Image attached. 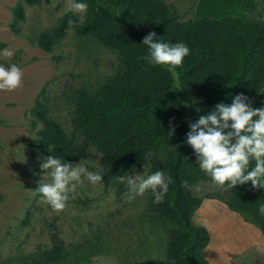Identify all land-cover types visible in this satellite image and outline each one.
I'll use <instances>...</instances> for the list:
<instances>
[{"label": "trees", "instance_id": "obj_1", "mask_svg": "<svg viewBox=\"0 0 264 264\" xmlns=\"http://www.w3.org/2000/svg\"><path fill=\"white\" fill-rule=\"evenodd\" d=\"M198 0H196L197 2ZM33 6L41 0H25ZM87 3L84 22L76 33L90 38L117 57V69L95 93L81 92L74 112L75 129L68 133L50 116L44 99L33 111L42 129L37 146L48 155L49 145L65 162L81 163L95 146L104 157L106 170L100 175L106 190L116 196L128 192L119 176L149 170L164 171L170 177L163 203L149 205L166 226L170 243L167 257L172 264H209L205 250L209 231L195 225L193 217L204 199L224 203L231 211L258 228L264 236V189H252L251 182L233 190L221 191L199 170L194 150L186 143L189 124L214 110L218 103L230 105L236 95L254 103L264 88V7L257 0H243L241 7L248 19L226 16L221 19L184 21L176 8L165 0H78ZM117 12L120 13L117 16ZM17 22L25 21L23 5L13 11ZM63 21L54 33L43 34L38 45L47 53L66 35ZM150 32L155 40L169 44L184 43L190 53L177 68L179 86L165 66L148 64L143 57L148 48L142 44ZM187 105V106H186ZM174 127V133H168ZM144 170V171H143ZM200 185L201 191H189L182 181ZM52 251L41 259L25 264H63L69 260L55 222L49 224ZM74 264H89L79 259Z\"/></svg>", "mask_w": 264, "mask_h": 264}, {"label": "rangeland", "instance_id": "obj_2", "mask_svg": "<svg viewBox=\"0 0 264 264\" xmlns=\"http://www.w3.org/2000/svg\"><path fill=\"white\" fill-rule=\"evenodd\" d=\"M24 1L0 0V66L15 64L23 72L20 88L0 91V264H25L51 252L52 222L71 253L63 264L79 259L89 264H172L167 257L170 235L152 212L148 192L129 202L128 192L118 198L115 189H105L103 181L92 184L84 179L60 212L34 194L43 162L38 160L43 155L37 146V132L43 126L33 125L37 103L45 99L50 116L71 133L78 95L95 93L113 77L117 57L76 33L75 26L84 22L86 12L71 11L70 0H41L33 6ZM165 2L184 21L193 19L196 0ZM21 5L25 21L17 22L13 11ZM63 21L66 35L47 53L38 40L56 32ZM5 49L13 55L3 56ZM48 155L57 156L54 151ZM81 164L93 173L106 170L95 146ZM139 174L149 175V170Z\"/></svg>", "mask_w": 264, "mask_h": 264}, {"label": "clouds", "instance_id": "obj_3", "mask_svg": "<svg viewBox=\"0 0 264 264\" xmlns=\"http://www.w3.org/2000/svg\"><path fill=\"white\" fill-rule=\"evenodd\" d=\"M69 9L74 13L83 14L87 11V3L70 0ZM120 15L119 12L116 13ZM258 20L264 18L258 17ZM155 32L146 35L142 44L148 48L143 59L150 65L165 66L179 86L177 68L183 59L189 55L190 49L184 43L169 44L154 39ZM12 51L5 49L3 56L11 57ZM23 72L15 64L9 68L0 66V91L12 92L22 85ZM187 106V105H186ZM186 143L191 146L196 156L199 170L210 178L212 186L221 190H233L238 185L251 182L252 189H264V107L253 108L248 103V97L239 94L232 103H218L214 110L201 115L196 122L189 124ZM175 129L168 133L171 136ZM55 147L49 145L48 151ZM40 169L42 177L37 181L40 201L55 211L65 209L79 184L87 179L92 184L102 181L99 173H93L81 163L65 162L59 156H42ZM144 171V170H143ZM118 182L126 183L129 202L137 197H143L150 191L154 197L153 203H163L169 190L170 177L164 171L158 170L150 175L135 174L117 177ZM182 187L189 191H201L200 185H191L182 181ZM258 214L264 216V205L258 209Z\"/></svg>", "mask_w": 264, "mask_h": 264}, {"label": "crops", "instance_id": "obj_4", "mask_svg": "<svg viewBox=\"0 0 264 264\" xmlns=\"http://www.w3.org/2000/svg\"><path fill=\"white\" fill-rule=\"evenodd\" d=\"M242 1L198 0L193 9V20L203 17L221 19L226 16L248 19V14V18L244 17L246 13L241 7ZM257 1L263 8L264 0ZM261 107H264V88L253 106ZM193 221L210 233L211 240L205 250L209 264H264V236L261 231L224 203L215 199L203 201Z\"/></svg>", "mask_w": 264, "mask_h": 264}]
</instances>
